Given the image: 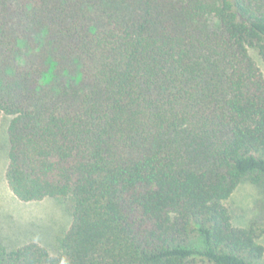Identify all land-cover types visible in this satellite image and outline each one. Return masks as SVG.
Listing matches in <instances>:
<instances>
[{
  "label": "trees",
  "instance_id": "obj_1",
  "mask_svg": "<svg viewBox=\"0 0 264 264\" xmlns=\"http://www.w3.org/2000/svg\"><path fill=\"white\" fill-rule=\"evenodd\" d=\"M264 0H0L5 179L68 197L55 253L0 264H255L239 181L264 192Z\"/></svg>",
  "mask_w": 264,
  "mask_h": 264
},
{
  "label": "rangeland",
  "instance_id": "obj_2",
  "mask_svg": "<svg viewBox=\"0 0 264 264\" xmlns=\"http://www.w3.org/2000/svg\"><path fill=\"white\" fill-rule=\"evenodd\" d=\"M249 53L264 76V61L255 49ZM12 116H0V245L16 248L33 241L55 253L56 237L66 231L72 220V204L68 197H46L38 201H21L10 190L5 179L8 163V125ZM234 226L246 227L256 222L264 231V192L248 179L239 181L224 201ZM264 247V233L258 237ZM197 264H208L199 261ZM255 264H264V253Z\"/></svg>",
  "mask_w": 264,
  "mask_h": 264
}]
</instances>
